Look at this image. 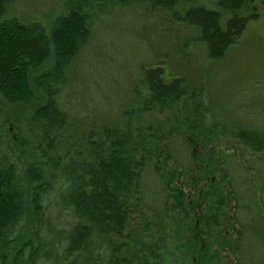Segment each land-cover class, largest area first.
Returning a JSON list of instances; mask_svg holds the SVG:
<instances>
[{"label": "trees", "instance_id": "1", "mask_svg": "<svg viewBox=\"0 0 264 264\" xmlns=\"http://www.w3.org/2000/svg\"><path fill=\"white\" fill-rule=\"evenodd\" d=\"M257 2L0 0V264H264V111L222 93Z\"/></svg>", "mask_w": 264, "mask_h": 264}, {"label": "rangeland", "instance_id": "2", "mask_svg": "<svg viewBox=\"0 0 264 264\" xmlns=\"http://www.w3.org/2000/svg\"><path fill=\"white\" fill-rule=\"evenodd\" d=\"M256 6V19L248 23L240 36L241 38L228 51L227 61L229 63L228 66L226 65L227 68H225V72L222 77L223 81L226 83V88H224L222 92L224 96L232 99L233 101L243 96V101H239L238 104L245 105L246 107H244V110L249 108L253 110V112L255 110L257 112L260 110L264 111V4L257 2ZM153 23L154 21L148 24L146 23L145 27L147 25H153ZM122 38L124 37L122 36ZM146 40H151L153 43L158 44L162 42V39H160L153 32L149 34ZM172 44L174 45L175 43ZM119 45L120 43L118 42V46ZM118 46L115 45L114 48L119 49ZM96 47V53L100 55L99 58L96 57V61L99 64L104 66L103 63L106 62L112 65H119L116 55L110 60L111 52L108 48H106V46L103 47L98 45ZM176 57L177 55L174 53V68H178L180 65V62H176ZM141 59L142 58L140 56L137 57L135 63L140 62ZM201 66H203L202 63H197L193 69L197 70L199 67L202 68ZM185 73H188L191 76L197 74L192 71H185ZM198 73L201 74V72ZM215 78L216 85H219L217 83H220V77L217 75ZM195 80L198 84L199 81H201L199 76L195 78ZM204 100L205 95L203 97V101ZM205 103L208 104V98H206ZM238 114L239 116H244L240 110H238ZM245 117L251 120L249 116ZM207 119L211 120V117L209 118L207 116ZM257 119L259 121H263L264 118ZM257 119L253 118L252 120L258 121Z\"/></svg>", "mask_w": 264, "mask_h": 264}]
</instances>
